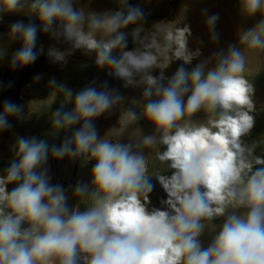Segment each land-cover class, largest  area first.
<instances>
[{"label": "clouds", "instance_id": "obj_1", "mask_svg": "<svg viewBox=\"0 0 264 264\" xmlns=\"http://www.w3.org/2000/svg\"><path fill=\"white\" fill-rule=\"evenodd\" d=\"M0 4L13 12L20 0H0ZM243 4L249 14L264 12V0H243ZM31 7L38 10L45 32L59 19L74 48L95 51L97 65L113 66L127 84L132 83L134 71H146L156 63V57L147 52H124L118 60L111 55L117 46H125V35L118 30L139 20L143 16L140 8H129L126 15L117 11L104 19L91 14L86 32L84 12L76 10L72 0H35ZM217 20L218 15L213 14L207 24L214 29ZM98 30L117 35L107 42L97 40L94 33ZM11 33L23 40L12 64L33 63L37 58L33 51L36 27L17 21L11 25ZM217 38L213 32V39ZM240 42L249 49L264 50V20L245 32ZM48 55L56 61L65 58V53L55 49ZM219 56L217 66L206 74L203 64L191 72L181 66L167 86L151 75L145 77V98L153 95V87L159 96L144 109L162 132L160 143L166 145L158 159L170 161L175 170L170 178L159 177L174 214L160 209L149 212L141 201L140 194L153 188L144 155L134 153L130 144L98 140L92 119L121 97L89 86L76 94L72 112L57 110L53 114L57 128L80 120L84 123L72 140H65L59 148L53 146L51 152L56 158L90 153L96 160L92 206L86 211H70L62 187L49 184L46 169L37 171L47 161L48 145L35 137L18 139L20 159L9 166L6 177H0V264H77L80 259L84 264H264V167L253 171V163L245 156L252 149L241 142L255 123L250 114L254 87L244 76L246 58L240 49L230 46L227 54ZM63 90L72 96L70 90ZM201 108L209 112L220 109L218 118L198 127L178 123ZM20 112L18 105L5 101L0 129L9 127L8 115ZM154 142L152 136L143 139L144 146ZM255 164L264 165V158L256 157ZM12 182H19L18 186L8 191L6 185ZM86 191V186L78 185L75 194ZM229 205L248 211L244 216L229 215L214 241L202 249L198 240L201 221L223 215ZM23 222L29 227L22 229Z\"/></svg>", "mask_w": 264, "mask_h": 264}, {"label": "crops", "instance_id": "obj_2", "mask_svg": "<svg viewBox=\"0 0 264 264\" xmlns=\"http://www.w3.org/2000/svg\"><path fill=\"white\" fill-rule=\"evenodd\" d=\"M34 2L35 0H31L26 5H19L13 12H8L0 4V38L9 36L15 54L23 47V40L19 34L11 33L13 21H20L25 25L32 24L37 29L33 49L37 58L31 63L28 79L18 89L16 97L15 104L21 108V112L8 115L7 132L4 135L5 128L0 134V177H6L9 166L20 159L17 155L18 139L35 137L37 142L44 141L49 149L47 161L37 171L46 169L49 184L62 187L70 211H86L90 208L93 203L92 193L96 187L92 175L96 160H89L90 153L76 156L69 153L62 158H56L51 149L53 146L61 147L65 140H72L74 133L84 123L80 120L71 126L57 128L53 125V114L57 110L72 112L76 94L91 86L98 91L107 90L121 97L110 109L92 119L98 140L107 139L113 143L130 144L134 153L144 155L147 160L146 175L153 188L149 193L140 194L141 201L149 212L160 209L174 214L167 203L169 196L159 177L170 178L175 170L171 168L170 161L161 162L158 159V153L166 150V145L160 143L162 132L145 116L144 109L150 100H157L159 96L155 94L153 87V95L145 98L144 91L148 87L145 77L151 75L157 78L160 85L167 86L178 68L182 66L191 72L200 64L204 65L206 74L217 66L219 54H227L230 46L244 53V76L254 87V108L250 114L254 116L255 123L250 132L241 137L242 146L252 149V154L249 156L246 152L245 156L253 163V171L264 167L255 164L256 157L264 158V50L249 49L240 42L245 32L257 28L261 20H264V12L247 13L243 0H72L73 7L84 12L86 32L89 30L88 17L91 14L104 19L117 11L126 15L129 8L142 10L143 16L139 20L118 30L125 35V46H117L111 55L118 60L124 52H147L156 57V63L146 71H134L132 83L127 84L115 74L113 66L97 65L95 51L74 48L73 42L65 38L63 22L59 19L45 32L38 10L31 7ZM213 14L218 15L214 29L207 24L208 18ZM213 32L217 39H213ZM94 35L97 40L107 42L114 39L117 33L108 34L98 30ZM52 49L65 53L64 60L56 61L54 57L49 56L48 53ZM3 57L0 48V72L7 70L14 82L18 83L25 65L17 63L14 66L13 57L6 62H3ZM15 70L19 72L18 79L14 78ZM37 76L39 79H36ZM53 80L55 83H52ZM61 86L70 90L72 96L68 97ZM188 95L190 90L183 97L185 101ZM219 111L220 109L209 112L201 108L191 116L186 115L178 123L191 127L207 125L210 119L218 118ZM171 131L174 133L175 129ZM148 136L154 137L155 142L151 146H144L143 139ZM71 147L75 149V144L72 143ZM18 183L7 184V190L11 191ZM78 185L86 186L85 194H75ZM201 191L204 189L201 188ZM8 211L10 209H5V212ZM247 211L246 208L229 205L223 215L203 219V228L198 236L202 249L214 241L229 215L244 216ZM21 227L23 229L29 225L23 222ZM77 264H84L83 259L78 260Z\"/></svg>", "mask_w": 264, "mask_h": 264}, {"label": "rangeland", "instance_id": "obj_3", "mask_svg": "<svg viewBox=\"0 0 264 264\" xmlns=\"http://www.w3.org/2000/svg\"><path fill=\"white\" fill-rule=\"evenodd\" d=\"M21 5V4H20ZM16 21H13L15 23ZM12 23V24H13ZM34 26V25H33ZM23 45V42H22ZM0 48L2 53L4 54L3 62H6L10 58L15 56V49L12 46V42L8 35H4L0 38ZM2 61L0 60V63ZM14 78L18 79L19 72L17 70L13 71ZM4 71L0 72V114H4V102L5 101H13L14 97L16 96V93L18 91L17 83L14 82L11 75L7 72V77ZM29 73H27V76ZM5 77V78H4ZM21 79V78H20ZM11 81L12 86L8 87L6 82ZM8 118V116H7ZM2 132V129H0V134Z\"/></svg>", "mask_w": 264, "mask_h": 264}, {"label": "trees", "instance_id": "obj_4", "mask_svg": "<svg viewBox=\"0 0 264 264\" xmlns=\"http://www.w3.org/2000/svg\"><path fill=\"white\" fill-rule=\"evenodd\" d=\"M30 67H31V64L24 66L22 77H21V79L17 83L18 89L21 88L24 85V83L26 82V80L28 79L27 73H29ZM7 72H8L7 70H4V73L6 74L5 75L6 77H7ZM6 84H7L8 87L12 86L11 81H8L7 80ZM17 95H18V91L16 93V96L13 99V103L14 104L16 103V97H17ZM6 132H7V128L4 131V135L6 134Z\"/></svg>", "mask_w": 264, "mask_h": 264}, {"label": "built area", "instance_id": "obj_5", "mask_svg": "<svg viewBox=\"0 0 264 264\" xmlns=\"http://www.w3.org/2000/svg\"><path fill=\"white\" fill-rule=\"evenodd\" d=\"M31 0H20V4L21 5H26L30 2ZM91 159H94L91 157V155L89 154V160L91 161Z\"/></svg>", "mask_w": 264, "mask_h": 264}]
</instances>
